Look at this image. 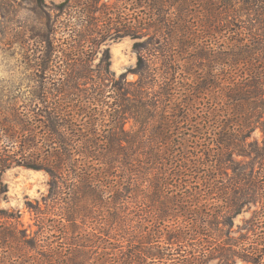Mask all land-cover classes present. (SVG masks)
Listing matches in <instances>:
<instances>
[{
  "label": "trees",
  "instance_id": "1",
  "mask_svg": "<svg viewBox=\"0 0 264 264\" xmlns=\"http://www.w3.org/2000/svg\"><path fill=\"white\" fill-rule=\"evenodd\" d=\"M34 5L40 12L43 29L39 33L28 35V39L39 48L30 53V62L41 72L51 69L53 77L58 76L57 83L51 85L53 89L45 92L55 99L50 107H46L49 112L44 117L45 125L41 127H44L43 134L47 138L44 141L49 143V150H45V147L37 148L42 153L38 165L21 163L19 159L15 160V155L11 158L3 157V152L0 151V196L7 192L1 176L12 165L44 170L52 179L49 186L51 198L48 202L59 198V204L66 211L61 214L60 219H64L72 228L79 220L82 224L89 225L94 219L90 209L92 205L97 212L103 211L105 207L110 212L108 220L100 219L98 227L104 228L106 225L107 235L112 239L118 236L122 239L131 237L127 241L133 243L136 247L133 249L145 257L141 260L142 264L146 259H156L162 264L166 261H171L172 264H205L212 260L210 257L207 261L208 253H218V258H221L220 240L224 229L219 228L220 223L217 221L223 216L238 214L235 209L237 205L231 202L221 216L219 210L212 212L211 216L207 214V222L198 226L194 223L199 218L197 211L190 214L187 208L192 195L185 188L190 177L194 174L197 176L196 170L201 167L211 168L217 175L228 165L234 172L236 161L232 156L235 152L244 150V141L249 133L260 129L264 135V0H114L112 5L102 0H65L50 7L43 0H34ZM122 6L129 9L126 11ZM141 12L143 17L138 16ZM126 37L134 41L143 38L144 41H152V38L161 37L165 43L155 42V73L149 69L148 61L139 56L133 73L139 76L134 83L138 89L127 93L134 99L132 102L125 98L126 89L121 88L126 85H116L113 113L116 132L103 141L106 142L105 148H99L94 145L95 142L81 135V131L76 133L73 129L75 123L73 116H69L70 104L81 99L82 118L88 116L89 121L92 118L93 122H96L94 120L97 115L104 118L106 110L103 87L107 78L112 76L108 51H103L97 65L92 66L91 62L107 40ZM222 38L223 42L220 41ZM158 61L160 65L157 64ZM55 65H58L57 71H53ZM152 77L156 81L160 78L161 82L155 93V115L159 106L162 105L161 109L166 107L165 102L171 93L177 96L174 92L176 82L180 87H185L183 90H188V111H193L192 107L197 103L200 105L204 95L208 101V110L225 111L227 118L224 127L217 134L214 133L212 149L198 146L193 158L190 153H182L179 149L171 150L167 143L170 135L161 127L170 122L176 123L177 116L174 114L171 115L175 117L173 121L165 117L157 119L155 130L150 133L140 128L142 124L145 127L150 116L149 112L143 116V112L152 107L142 105L143 93L139 89L153 87V84L145 83L151 81ZM182 80L185 82L181 84ZM142 81L145 84L139 85ZM167 84L171 86L167 87ZM211 91L215 96H209ZM187 95L182 94L184 99ZM155 115L153 114L158 118ZM128 119L138 125L135 132L124 130L123 125ZM6 123L0 122V143L8 138L12 145L16 143L14 139L18 138H14V134L7 136ZM195 125H199V122ZM25 132H28L27 129ZM30 132L33 130L30 129ZM90 135L99 136L96 133ZM86 136L88 137V133ZM30 139L32 145L27 144L28 140L24 145L21 139L20 143L17 142L20 148L18 155L34 150L37 139L34 135ZM146 145L148 146L145 147ZM141 151L147 152L146 156H142ZM207 152L208 157L205 155ZM73 156H81L82 160H94L97 170L90 169L88 161V164H83L84 169L78 175L71 169L66 171V167L73 164ZM65 173L69 177L71 173L75 174L71 179L72 185L62 179V174L65 176ZM216 175L208 176V180L216 184L212 188L216 187L218 194L220 191ZM109 177L114 180L113 185H107L110 192L106 201L99 190L102 185H98L101 178ZM93 184H97V189L92 188ZM225 187L235 189L234 179ZM62 191H67V194ZM62 195L65 196L61 197ZM140 205L155 208L154 212L140 210L141 214L137 213V216H141L140 224L143 222L142 216L150 217L151 225L167 223L162 232L158 233L156 226L155 233L150 231L145 234L134 228L128 233L129 227L123 225L131 221L130 215L135 209L141 208ZM51 207L48 204L47 208L53 212L52 216H60V210L54 212V204L53 211ZM175 211H181L182 214ZM178 216L183 217L185 224L176 228L169 227L170 219ZM188 217L195 218L194 222L190 223ZM213 217L216 223L210 222ZM206 231L214 241V248L201 244ZM49 232L51 229H47L46 234L49 235ZM225 236L228 237L227 234ZM12 237L11 233H0V239ZM161 238L166 240L165 246L160 243ZM141 241L146 249L139 246ZM38 242L42 243V240ZM50 251L56 255L54 248H50ZM245 252L246 256L243 258L249 262L253 254L248 250ZM64 255L58 254L63 264L75 263L73 252L71 256L69 253ZM255 256L259 258L258 262L264 257L263 254ZM131 257L132 254L129 256L131 264L136 263V256L134 260ZM51 258L48 256L46 261L40 260V263L53 264ZM222 259L225 264L230 262L229 256H222Z\"/></svg>",
  "mask_w": 264,
  "mask_h": 264
},
{
  "label": "rangeland",
  "instance_id": "2",
  "mask_svg": "<svg viewBox=\"0 0 264 264\" xmlns=\"http://www.w3.org/2000/svg\"><path fill=\"white\" fill-rule=\"evenodd\" d=\"M43 1L46 6L50 7L65 0ZM102 1L111 5L114 3V0ZM121 8L126 11L129 9L127 6H122ZM142 13H139L138 16L142 15L143 17ZM40 29H43L42 21L40 20V12L35 8L34 0H0V122H7V136L14 134L13 137L18 138L17 140L14 139L16 143L12 145L9 143L8 138L3 140L0 143V151L3 152V157L11 158L15 155V160L19 159L21 163L35 165H38V160L42 157V153L37 148L45 147V150H49V143L44 141L46 138V135L43 134L44 127H41L45 125L44 117L49 112L46 111V107H50L55 102V99H52L53 97L45 92L47 90L51 91L50 88L53 89L51 85H55L57 83L56 79H58L56 75L53 77V72H50L51 69L41 72L39 69L34 68L30 62V53L39 48L33 41L28 39V35L39 33ZM196 34L198 35V33ZM144 39L138 41L128 37L109 39L105 45L101 46L98 54L91 62L92 66L97 65L103 51H108L112 76L107 78L103 87L105 92L104 109L106 110L104 118L97 115L95 116L96 120H94L96 122L91 121L92 118L89 121L88 116L82 118L81 99H76L77 102L74 101L70 104L71 108L69 111H71V115L69 116H73L72 119L75 123L73 124V129H75L76 133L81 131L79 133L91 142H95L94 145H97L96 147L105 148L106 142L103 143V141L116 132L113 127L115 96L117 95L116 85H126L121 88L126 89L125 98L132 102L134 99L129 94L134 89H138L134 83L138 81L139 76L133 73L139 56L144 57L148 61L151 71L155 73V70H157V68L155 69V42H158L157 44L165 42L161 37L152 38V41H144ZM223 40L224 38L220 41L223 42ZM135 44L138 46H135ZM157 64L160 65V62L158 61ZM58 69V65H55L53 71ZM193 70L197 69L193 68ZM55 73L58 75V72ZM152 78L151 81L149 80V82L145 83L153 84V87L147 86L146 89H139L143 93L142 97L144 100H142V105L152 107L149 111L143 112V116L147 112H149L150 116L145 127L142 124L140 128H144L147 133H150L155 130V121L157 119L165 117L173 121L175 117H171V115L174 114L177 116L176 123L171 124L170 122V124L166 125L167 127L165 125L161 127L170 135L167 143L171 150L179 149L182 153H190L193 158L198 146L212 149L213 144L211 142L215 140L214 133L217 134L221 127H224L225 119L227 118L225 111L222 109L216 111L208 110L209 105L205 95L200 105L197 103V105L192 107L193 111L191 109L188 111L186 106L189 100L188 90H183L185 87H180V84L176 82L174 83L176 86L174 92L177 96L171 93L170 98L165 102L166 107L161 109L162 105L159 106L155 115L153 104H155V93L160 87L158 84L161 82L160 78L159 81H156L155 78L152 81ZM184 82L185 80H182L181 84ZM145 83L142 81L138 84ZM132 84L133 86H131ZM170 86L167 84V87ZM182 94L187 95V97L184 99L185 96L183 97ZM209 96H215V93L211 91ZM45 98L47 99L43 100ZM206 98L208 99L209 97L207 96ZM176 101L177 103H175ZM153 114L158 118H155ZM198 122L199 125H195ZM157 125L160 126L161 124ZM123 128L130 133L131 131L135 132L139 127L132 119H128L124 123ZM26 129L28 132H25ZM30 129L33 132L29 133ZM196 132H199V134L196 135ZM87 133L88 137L86 136ZM91 133H96L99 136L93 137L90 135ZM33 135L37 139V146L34 147V150L18 155L20 148L17 142L20 143L22 140L24 145V142L28 140L27 144L32 145L30 138ZM244 144V150L239 153L235 152V155L232 156L233 160L236 161L233 166L234 172L228 168V165L217 175L211 168L201 167L196 170V172L198 171L197 176L194 174L190 177L185 188L187 193L192 195L191 200L187 203V208L190 214L193 211H197L199 216V218H196V222L193 221L195 218L192 217H188V221L190 223L194 222L198 226L207 222V214L211 216L212 212L219 210L221 211V216L231 202L237 205L235 209L238 214L230 215L229 217L223 216L217 221V223H220L219 228L224 229L220 240L222 245H220L222 247L220 250L221 258H218V253H208L207 261L210 257L212 260L205 264H225L222 256L230 257L228 264H264V257L262 261L258 262L259 258L255 256L264 255V135L261 130L255 129L249 133ZM146 153L141 151L142 156H146ZM205 155L208 157V152ZM138 156L140 155L138 154ZM72 159L73 164L66 167L65 170L71 169L70 171L76 172L77 175L80 171H83V164H88L89 161V159L82 160L81 156H73ZM89 166L90 169L97 170L94 160L89 161ZM74 175L71 173V177H69L70 175L65 173V176L62 174V179L68 181V183L71 182L70 185H72L73 180L71 179L75 177ZM88 175L92 177L90 173ZM210 175H216L215 177L218 178L217 183L219 184L217 186L220 191L218 194H216V187L212 188V185L216 184H212L208 180ZM231 179L235 181V189H231V187L226 189L225 186L230 185ZM1 180L7 192L0 196V233H11L13 237L0 239V264H44L40 263V260L46 261L45 259L48 256L52 257L51 263L63 264V260L58 254L66 255L69 253L71 256L72 252L74 264H131L129 260L131 254V259L133 260L136 256V263L133 264H142L141 260L145 257L133 249L135 247L133 243L127 241L131 237L122 239L118 236L112 239L110 235H107L108 229H106V225L104 228L98 227L100 219L106 221L107 217H109L110 212H107L105 207L103 211L97 212L94 205H92L93 207L90 209L93 213L92 219H94L92 221L89 220L92 222L89 225H84L79 220L78 224L72 228L64 219H60L61 214L66 213V211H64V206L59 204V198L48 202L51 198L49 186L52 179L44 170H33L23 166L12 165L10 169L3 173ZM113 180V177L100 179L98 187L102 185L99 190L103 195V200L107 201L106 197L110 192L107 189V185H113ZM172 182L174 184V180ZM96 186L97 184H93L92 188L95 190L97 189ZM62 193L67 194V191H62ZM64 196L62 195L61 197ZM52 203L56 210L54 212L60 210V216H52L53 212L51 213L48 210L47 206L50 204L53 211ZM173 209L177 210L176 208ZM140 210L154 212L155 208L141 206V208L135 209L134 213L130 215L131 221L123 225L129 227L127 229L128 233H131L133 228L135 231L141 230L145 234L150 231L154 232L156 226L158 227L157 232H162L167 223L151 225L150 217L143 218L142 216L143 222L140 224L141 216H137V213L141 214ZM178 213L179 215L182 214L181 211ZM193 215L195 216V214ZM183 221V217L178 216L175 219L171 218L168 225L176 228L184 225ZM210 222L216 223L215 217ZM47 229H51L49 235L46 234ZM205 233L202 236L203 239L201 240L200 238L201 244L214 248V241L211 239L210 233L208 231ZM226 234L229 238L225 236ZM153 239L155 238L153 237ZM39 240H42V243L38 242ZM165 242L164 238L160 239L162 245ZM194 242L197 241H189V243ZM140 245L146 249V245L142 241L139 243ZM49 247L56 250V255L50 251ZM173 249H176V247L173 246ZM247 250L253 254L249 262L243 258ZM143 264L162 263L156 259H146ZM165 264H172V262L166 261Z\"/></svg>",
  "mask_w": 264,
  "mask_h": 264
}]
</instances>
